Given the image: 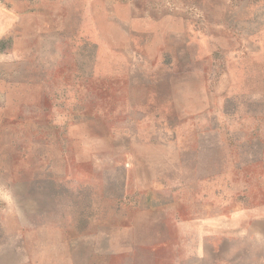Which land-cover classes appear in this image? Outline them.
Returning <instances> with one entry per match:
<instances>
[{"label": "rangeland", "instance_id": "obj_1", "mask_svg": "<svg viewBox=\"0 0 264 264\" xmlns=\"http://www.w3.org/2000/svg\"><path fill=\"white\" fill-rule=\"evenodd\" d=\"M191 200L264 264V0H0V264H177Z\"/></svg>", "mask_w": 264, "mask_h": 264}, {"label": "crops", "instance_id": "obj_2", "mask_svg": "<svg viewBox=\"0 0 264 264\" xmlns=\"http://www.w3.org/2000/svg\"><path fill=\"white\" fill-rule=\"evenodd\" d=\"M191 203L192 206H189L187 202H182V210H179L180 226L184 227L186 233L178 238L174 247L177 264H188L193 257L197 256L198 248L202 245L199 239L200 232L202 234L205 231H211V240L213 241L214 238V212L211 210L208 212V208L207 211L197 208L193 200ZM260 219L263 220V218ZM224 230L225 228H223ZM212 264H214L213 261Z\"/></svg>", "mask_w": 264, "mask_h": 264}]
</instances>
